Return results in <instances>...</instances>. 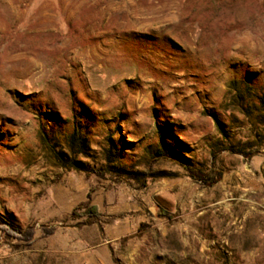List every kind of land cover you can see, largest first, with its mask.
Wrapping results in <instances>:
<instances>
[{"label":"rangeland","instance_id":"374dc122","mask_svg":"<svg viewBox=\"0 0 264 264\" xmlns=\"http://www.w3.org/2000/svg\"><path fill=\"white\" fill-rule=\"evenodd\" d=\"M256 96L264 0H0V264H264Z\"/></svg>","mask_w":264,"mask_h":264},{"label":"trees","instance_id":"16d2710c","mask_svg":"<svg viewBox=\"0 0 264 264\" xmlns=\"http://www.w3.org/2000/svg\"><path fill=\"white\" fill-rule=\"evenodd\" d=\"M244 83V86L246 88H249L251 89V85L249 82L245 81L243 82ZM255 99L257 100V103L258 104H254V106H258V107H262L264 108V97L262 96H256ZM80 131L79 132H74L72 135H71V141H73V143L76 142L77 138L82 141V145H83V149L85 148V141L86 139H81L80 138ZM229 151L231 153H244V150L242 149H239V148H231L229 149ZM96 174H99L100 175V172H95ZM191 175L193 177H198V179H201V172H196L194 170H191L190 171ZM203 175V174H202ZM219 181V178H215L211 181V185H214L216 184L217 182ZM91 211L92 213H97V208L96 207H92L91 208ZM0 229L10 238H15V239H18V240H22V241H31L35 234H36V231L34 228H30L28 230H26L25 232H22L21 230L13 227L11 224H8L7 222L3 221L1 218H0ZM48 234H52L54 233L55 230H46Z\"/></svg>","mask_w":264,"mask_h":264}]
</instances>
